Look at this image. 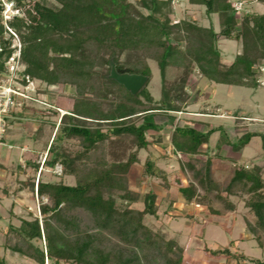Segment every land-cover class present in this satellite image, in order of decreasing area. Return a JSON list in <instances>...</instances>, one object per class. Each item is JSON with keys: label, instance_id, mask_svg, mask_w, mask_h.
Masks as SVG:
<instances>
[{"label": "trees", "instance_id": "trees-1", "mask_svg": "<svg viewBox=\"0 0 264 264\" xmlns=\"http://www.w3.org/2000/svg\"><path fill=\"white\" fill-rule=\"evenodd\" d=\"M183 1L205 7L209 16L217 15L220 30L212 24L201 25L189 15L176 19L175 0H52V4L0 0V78L8 73L11 56L20 51L22 69L18 75L23 85L39 81L50 90L60 85L73 89L72 103L61 116L54 138L57 121L50 119L59 115L58 109L29 99L33 107L23 105L18 120L29 117L37 125L32 141L47 150L44 169L53 171L61 162L63 175L76 179L75 184L62 178L30 183L37 196L47 197L51 203L42 201L39 206L43 223L34 218L23 219L19 226L9 225L6 249L36 264H46V259L52 264H140L137 248L152 243L162 247L165 264H204L186 256L179 237L162 243L152 238L144 218L156 215L160 196L153 189L139 195L130 186L129 173L132 166L141 164L140 151L162 142L161 132L168 125L172 126L171 152L182 170L193 176L187 184L181 176L175 178L185 201L196 202L197 215L203 212L209 216L206 220H211L224 214L213 206V193L229 211L235 209L231 196L250 194L246 206L255 222L246 219L247 229L262 244L264 169L236 164L230 181L222 187L213 177L212 157H206L202 167L194 163L220 127L203 131L181 124L177 113L198 102V92L190 89L201 78L217 84L262 87L264 10H247L244 3L239 11L232 0ZM257 1L264 5V0ZM5 2H11L14 10L8 19L4 17ZM222 38L241 44L230 64L223 61ZM151 60L162 76L160 100H155L148 88L153 77ZM111 61L118 72L146 75V84L132 94L109 77ZM169 70H174L173 78L168 77ZM10 116L6 120L13 123ZM257 136L262 137L264 148V133L259 132H248L231 146L241 152ZM113 138L121 143V155L109 162L107 142ZM68 141H74L79 149H67ZM28 163L36 176L40 163ZM143 165L145 178H160L164 191L171 188L169 173L157 157H148ZM125 201H142L144 208L124 206ZM82 223L118 237L132 246L133 255L120 247H100L95 234ZM227 233L232 242L230 231ZM42 239L44 247L35 243ZM210 250L214 256L244 259L228 247ZM255 262L264 264L261 259ZM0 264L9 263L0 257Z\"/></svg>", "mask_w": 264, "mask_h": 264}, {"label": "rangeland", "instance_id": "rangeland-1", "mask_svg": "<svg viewBox=\"0 0 264 264\" xmlns=\"http://www.w3.org/2000/svg\"><path fill=\"white\" fill-rule=\"evenodd\" d=\"M35 1H42L46 4L53 3L52 0ZM232 1L246 3L247 10L259 12L264 10V5L257 0ZM174 7L176 19L189 15L201 25L209 26L212 24L217 31L220 30L218 16H209L205 7L192 5L183 0H175ZM13 13L12 3L5 2V19L10 18ZM16 38L19 41V38ZM219 47L222 51L223 61L227 64H230L241 50L239 42L223 38L219 42ZM149 63L153 71V77L148 88L154 99L160 100L162 97V76L157 63L152 60ZM20 69H22V66H20ZM172 71L174 70L168 72L169 78L174 76ZM6 76L7 74L0 79H6ZM193 82H191L192 85H194ZM14 84L19 90L25 91L28 96L48 101L50 106L58 109L59 115L50 119V121H57L53 131L54 138L61 116L66 113L67 107L72 103L73 89L60 85L50 90L44 84H40L39 81L31 83L27 88L17 82ZM261 84L262 87L253 89L245 86L217 84L206 78H201L196 86L190 89L194 94L198 92L199 101L191 103L183 112L177 113L181 124L189 123L203 131H207L212 127H220V130H216L211 135L209 142L203 146L204 153L197 156L194 163L197 167H202L205 158L212 157L213 177L222 184V187H225L230 181L236 164H244L251 168L259 165L264 169L262 137H254L241 152L234 151L231 146L248 132L264 133V77L261 79ZM47 98L48 100H46ZM28 100L23 99L16 105L10 116L14 122L8 123L7 121L4 131L0 130V257L6 258L9 264H36L33 260L13 253L4 246L9 225L19 226L23 219L38 218L41 223L45 219L44 215L40 213L39 206L42 201L51 202L47 197L37 196L36 191H33L29 184L35 182L37 185L39 179L48 181L61 178L68 184L76 183L74 177L63 175V166L62 172L58 169L56 172L41 169L42 176L39 171L35 176V169L29 165L28 161L34 160L39 163L47 150L41 149V145H37L32 141L37 125H34L29 117L18 120L23 105L33 107V103ZM37 103L47 108L50 107L41 102ZM44 112L47 113V110ZM236 116L243 118L238 120ZM162 120L164 121V119ZM171 131L172 126L168 125L161 132L162 142H157L158 144L151 145L146 150H141V164L132 166L129 173L132 190L141 195L149 189H153L160 196L157 202L156 215H147L144 218V224L151 230L152 238L162 243V241L179 237V243L185 246L186 256L204 264H256V259L264 260V235L261 238L262 244H260L254 234L247 229L246 219L255 222L249 207L246 206V202L251 197L250 194L241 192L238 195L231 196L230 199L234 203L235 209L229 211L225 203L214 197L213 193V206L220 209L224 214L212 216L211 220H206L209 216L203 215V212L197 215L196 202L187 203L179 193V185L175 182L177 175L181 176L180 178L186 184L193 180V176L190 171L182 170L178 159L171 152ZM149 139H151V135H149ZM66 148L75 152L79 149V146L74 141H68ZM106 153L109 162L120 158L121 143L118 138H113L107 142ZM151 156L157 157L159 165L169 173L168 177L172 184L168 191L161 188L162 180L160 178H145L143 176V164ZM119 203H121L120 200ZM122 204L137 209L144 208L142 201H125ZM89 224L82 223V227L84 229L89 228L90 232L95 234L100 247L113 249L120 247L124 249L127 255H133L132 246L125 245L121 239L108 231L101 232L98 229L90 228ZM228 231L231 233L232 242L228 236ZM159 238H162V240ZM35 243L41 247L45 246L43 239ZM226 247L238 256L244 255V259L235 260V258L214 256L210 250ZM161 251L162 247L153 246L152 243L145 244L142 250L137 248L140 264H165ZM46 264H52V262L46 259Z\"/></svg>", "mask_w": 264, "mask_h": 264}, {"label": "built area", "instance_id": "built-area-1", "mask_svg": "<svg viewBox=\"0 0 264 264\" xmlns=\"http://www.w3.org/2000/svg\"><path fill=\"white\" fill-rule=\"evenodd\" d=\"M235 7L237 10L241 11L244 8V3L242 1L236 2ZM20 66V51H18L10 58L8 73L6 76L7 78L0 79V130L2 129V131L5 129V124L7 122L6 117L11 115L16 105L19 104L23 99H33L37 102H41L47 106H50V104H48L45 100H39L28 96L25 91H22L21 89L19 90L15 86L14 83L16 82L26 88L31 84L30 83L29 85L25 86L20 82L18 75V72L21 70ZM27 80L29 79L27 78ZM47 154L48 153L44 155L45 157L43 156L42 161H38L40 163L39 173L41 172V169H44V163L46 161ZM57 169L60 171L62 170V165L60 163L55 166L53 171L56 172Z\"/></svg>", "mask_w": 264, "mask_h": 264}, {"label": "water", "instance_id": "water-1", "mask_svg": "<svg viewBox=\"0 0 264 264\" xmlns=\"http://www.w3.org/2000/svg\"><path fill=\"white\" fill-rule=\"evenodd\" d=\"M109 77L123 85L132 94H136L148 80V77L143 74L118 72L113 61H111Z\"/></svg>", "mask_w": 264, "mask_h": 264}, {"label": "crops", "instance_id": "crops-1", "mask_svg": "<svg viewBox=\"0 0 264 264\" xmlns=\"http://www.w3.org/2000/svg\"><path fill=\"white\" fill-rule=\"evenodd\" d=\"M199 101V100H198ZM197 103V102H196ZM66 112V111H65ZM238 116H236V118H237ZM251 118V117H250ZM35 125V124H34ZM206 145V144H205Z\"/></svg>", "mask_w": 264, "mask_h": 264}]
</instances>
